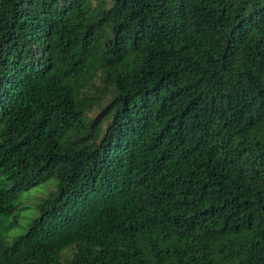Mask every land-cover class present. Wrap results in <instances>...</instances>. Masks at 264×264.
<instances>
[{
    "label": "trees",
    "instance_id": "obj_1",
    "mask_svg": "<svg viewBox=\"0 0 264 264\" xmlns=\"http://www.w3.org/2000/svg\"><path fill=\"white\" fill-rule=\"evenodd\" d=\"M52 178L0 264H264V0H0V214Z\"/></svg>",
    "mask_w": 264,
    "mask_h": 264
},
{
    "label": "rangeland",
    "instance_id": "obj_2",
    "mask_svg": "<svg viewBox=\"0 0 264 264\" xmlns=\"http://www.w3.org/2000/svg\"><path fill=\"white\" fill-rule=\"evenodd\" d=\"M97 112L93 114L95 117ZM55 178L22 191L16 200L17 210L13 214H0V243L11 245L13 241L25 234L32 221L39 217L38 205L41 199L49 197L57 189Z\"/></svg>",
    "mask_w": 264,
    "mask_h": 264
}]
</instances>
